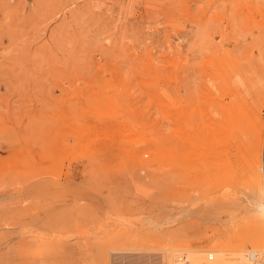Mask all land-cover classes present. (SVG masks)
Listing matches in <instances>:
<instances>
[{
    "label": "rangeland",
    "instance_id": "1",
    "mask_svg": "<svg viewBox=\"0 0 264 264\" xmlns=\"http://www.w3.org/2000/svg\"><path fill=\"white\" fill-rule=\"evenodd\" d=\"M253 250L264 0H0V264Z\"/></svg>",
    "mask_w": 264,
    "mask_h": 264
},
{
    "label": "bare ground",
    "instance_id": "2",
    "mask_svg": "<svg viewBox=\"0 0 264 264\" xmlns=\"http://www.w3.org/2000/svg\"><path fill=\"white\" fill-rule=\"evenodd\" d=\"M260 231H262V230H260ZM260 252H261V250L251 251L250 254L247 256V258L245 259V261L244 262L240 261V262H238V264H255L259 259H261V257H264L262 255L263 253H260ZM234 264H236V263H234ZM262 264H264V262Z\"/></svg>",
    "mask_w": 264,
    "mask_h": 264
},
{
    "label": "built area",
    "instance_id": "3",
    "mask_svg": "<svg viewBox=\"0 0 264 264\" xmlns=\"http://www.w3.org/2000/svg\"><path fill=\"white\" fill-rule=\"evenodd\" d=\"M176 264H178V263H176Z\"/></svg>",
    "mask_w": 264,
    "mask_h": 264
}]
</instances>
